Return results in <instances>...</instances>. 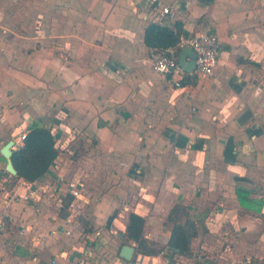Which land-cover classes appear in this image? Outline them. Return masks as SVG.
I'll list each match as a JSON object with an SVG mask.
<instances>
[{
    "label": "crops",
    "instance_id": "crops-1",
    "mask_svg": "<svg viewBox=\"0 0 264 264\" xmlns=\"http://www.w3.org/2000/svg\"><path fill=\"white\" fill-rule=\"evenodd\" d=\"M37 1L26 33L0 0V264H158L160 254L120 256L129 214L166 245L177 203L202 221L191 251L264 260V0ZM176 20L220 37L214 76L177 86L180 74L153 70L145 28ZM34 122L61 149L29 182L5 170L1 148ZM229 232L227 244L206 240Z\"/></svg>",
    "mask_w": 264,
    "mask_h": 264
},
{
    "label": "trees",
    "instance_id": "trees-1",
    "mask_svg": "<svg viewBox=\"0 0 264 264\" xmlns=\"http://www.w3.org/2000/svg\"><path fill=\"white\" fill-rule=\"evenodd\" d=\"M183 36H190V33L180 20H176L172 24L152 21L145 28L144 40L149 49L153 51L176 46ZM181 50H177L178 56ZM186 78L188 81L191 80L192 84L197 83V78L191 74H187ZM60 149L61 143L53 130L34 122L28 127L23 143L15 145L13 149L12 160L17 169L15 177L23 178L29 182L39 180L48 173L55 163ZM116 214L117 211L110 215L107 226L111 225ZM183 217L186 218L184 221L182 220ZM166 221L173 225L172 234L166 245L157 247L149 241L146 235V218L138 213L131 212L123 238V245L136 243L135 248L138 254L159 255L168 247L170 255L190 256L191 241L193 237L199 234L202 221L189 217L188 211L180 203L173 207Z\"/></svg>",
    "mask_w": 264,
    "mask_h": 264
},
{
    "label": "built area",
    "instance_id": "built-area-1",
    "mask_svg": "<svg viewBox=\"0 0 264 264\" xmlns=\"http://www.w3.org/2000/svg\"><path fill=\"white\" fill-rule=\"evenodd\" d=\"M160 14L162 16L175 18L178 15V10L166 5L162 8ZM187 45H190L197 55L196 70L190 74L194 75L197 79H206L214 76L222 52V41L220 37L207 26H203L193 35L183 36L176 46H169L151 51L150 58L153 70L165 76L180 74L181 78L174 81L177 86H180L184 75L188 73L179 65L177 50ZM25 138L26 131H23L18 137V144H22ZM74 192L76 195L78 194L77 190ZM143 258L144 256L141 255L139 258L140 261L143 260Z\"/></svg>",
    "mask_w": 264,
    "mask_h": 264
},
{
    "label": "rangeland",
    "instance_id": "rangeland-1",
    "mask_svg": "<svg viewBox=\"0 0 264 264\" xmlns=\"http://www.w3.org/2000/svg\"><path fill=\"white\" fill-rule=\"evenodd\" d=\"M6 2H8L10 4L9 6L12 7V8L8 9V13H11L12 14L11 16H13L15 19H17L15 15H17V12L20 11L21 12L20 15L22 18V19H20L21 23L22 22L27 23L26 27H24V28L20 27V29L25 30L26 33H28V30L33 31L34 29L32 28V26L29 25V23H31L30 19L34 18V11L30 10L28 8L29 4H30V0H6ZM37 2H38L37 5L39 7H42L45 0H38ZM15 29H17V28H15ZM11 34H12V32L8 31L7 36L11 35ZM59 118H61V116H59ZM1 164H3V163L0 162V166H2V170H3L4 166ZM0 210H1L0 215L1 216L4 215V213H2L1 208H0ZM197 211H198V208L193 209V214H195ZM17 226L18 225L15 226V229L18 228ZM1 234H2V232H1ZM159 236L160 237L158 240H160V241H156L153 239H149V241L154 246L162 247V246H164L163 242H164V240H166L167 234L162 233ZM235 236H236V234L233 232H229L228 234L221 233L220 235H218L217 239L214 237H206V240L209 241V243L212 246H214V245L215 246H217V245L221 246L223 243H226V240H228V242H230V238L235 237ZM82 237L84 240L86 238V235L82 236ZM3 240H5V237H3ZM116 247H119V246H116ZM216 250H217L216 247H210L204 254L201 251H198V252L191 251L190 256H185L182 258L181 256H179V254L170 255L171 253H169L170 251L167 247L163 251V253L160 254L161 260L158 262V264H173V262H174V264H178V263H180V264H219L218 261L211 259V258H216V256H217ZM194 253H196V254L194 255ZM117 254H118L117 249L114 251L113 250L109 251L107 249V251H104L101 253V256H106L107 258L110 257V259H113V257L114 258L117 257ZM242 254L243 255L238 254V258L244 259L245 260L244 262H248L247 264H264V260H260L259 258H253V260H251V258L248 257L251 255L250 253L242 252ZM246 258H248V259L246 260ZM181 259H183L184 261H182Z\"/></svg>",
    "mask_w": 264,
    "mask_h": 264
},
{
    "label": "water",
    "instance_id": "water-1",
    "mask_svg": "<svg viewBox=\"0 0 264 264\" xmlns=\"http://www.w3.org/2000/svg\"><path fill=\"white\" fill-rule=\"evenodd\" d=\"M196 52L195 50L190 46L187 45L184 48H182L180 55H179V65L181 68L188 73H192L196 70ZM15 147V140L10 139L2 148H1V154L6 158L7 164H6V171L11 173L12 175H17V169L14 166L12 155H13V149ZM136 248L133 245L125 244L123 245L120 256L125 261H130L133 259L135 255ZM177 251H179L177 249Z\"/></svg>",
    "mask_w": 264,
    "mask_h": 264
}]
</instances>
